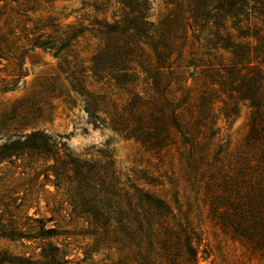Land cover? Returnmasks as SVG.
Segmentation results:
<instances>
[{
  "label": "trees",
  "instance_id": "obj_1",
  "mask_svg": "<svg viewBox=\"0 0 264 264\" xmlns=\"http://www.w3.org/2000/svg\"><path fill=\"white\" fill-rule=\"evenodd\" d=\"M110 2L118 10L107 19ZM13 3L0 0V73L13 64L0 93L23 77L27 52L51 54L93 125L134 140L155 170L123 179L109 151L72 156L39 132L4 145L0 162L23 150L51 156L52 184L69 215L87 225L92 246L115 250L114 264H198L184 188L222 233L264 259V0H169L170 13L156 26L150 0H98L102 18L93 24L89 58L79 49L81 28L27 27L25 4ZM89 77L98 90L86 86ZM56 91L63 95L49 97ZM241 107L250 110L248 134L229 150L217 140L216 119H235ZM57 250L41 257L54 262Z\"/></svg>",
  "mask_w": 264,
  "mask_h": 264
},
{
  "label": "rangeland",
  "instance_id": "obj_2",
  "mask_svg": "<svg viewBox=\"0 0 264 264\" xmlns=\"http://www.w3.org/2000/svg\"><path fill=\"white\" fill-rule=\"evenodd\" d=\"M97 2L16 0L13 5L25 4L27 27L51 23L81 28L79 49L89 58L97 45L93 24L102 18L95 10ZM168 2L150 0V23L156 26L166 19L171 10ZM117 10L110 2L105 7V17L109 19ZM12 71L10 63L0 77L10 79ZM22 73L14 90L0 93V152L4 145L14 147L24 137L39 132L46 140L63 144L72 156L96 157L100 151H109L123 179H139L154 172L155 161L134 140L112 132L106 124L93 125L97 121L88 117L81 99L72 92L51 54L38 49L27 52L22 60ZM86 86L99 89L90 77L86 79ZM58 88L63 95L56 91L49 97ZM45 101L50 105H45ZM96 116L100 121L104 119L101 114ZM249 120L247 107H241L237 118L229 121L218 116V142L229 150L239 148L248 134ZM23 151L0 162V225L4 226H0V235H16L0 237V261L6 260L2 264H114L118 258L115 250L104 251L92 246L91 238L85 235L87 225L69 215L62 191L52 184L51 156ZM184 190L183 210L194 231L198 264H264V259L248 254L210 222L200 200L188 189ZM49 229L54 233H47ZM55 249L58 250L53 252L54 262L41 257L42 250L50 254Z\"/></svg>",
  "mask_w": 264,
  "mask_h": 264
}]
</instances>
